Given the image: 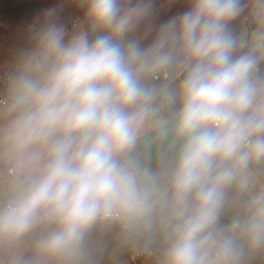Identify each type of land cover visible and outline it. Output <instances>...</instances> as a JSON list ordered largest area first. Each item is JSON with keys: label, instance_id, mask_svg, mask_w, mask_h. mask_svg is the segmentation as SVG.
Segmentation results:
<instances>
[{"label": "clouds", "instance_id": "clouds-1", "mask_svg": "<svg viewBox=\"0 0 264 264\" xmlns=\"http://www.w3.org/2000/svg\"><path fill=\"white\" fill-rule=\"evenodd\" d=\"M190 3L159 26L146 48L133 34L153 15L154 0H78L88 28L68 39L58 10L46 13L36 47L8 76L4 138L18 164L38 174L0 207V246L13 247L40 224L56 228L35 242L33 256L17 254L13 264H80L93 224L151 210L131 159L121 157L155 114L159 92L142 81L167 75L173 65L184 74L176 130L185 143L174 178L184 219L166 264H241L242 246L215 225L237 169L264 159V54L245 51L230 27L247 7L241 0ZM252 6L264 15V0ZM257 38L264 40V32ZM226 161L232 166H222ZM249 207L247 220L234 226L250 247L262 248L264 193Z\"/></svg>", "mask_w": 264, "mask_h": 264}, {"label": "crops", "instance_id": "crops-1", "mask_svg": "<svg viewBox=\"0 0 264 264\" xmlns=\"http://www.w3.org/2000/svg\"><path fill=\"white\" fill-rule=\"evenodd\" d=\"M257 28L261 33L264 32V18ZM76 30L78 28L67 32L65 39L70 38ZM258 45L263 50L264 40L256 43ZM262 50L257 51L260 53ZM153 79L154 76H149L142 82L152 87ZM9 91L10 88L7 92L8 102ZM164 97L165 94L158 102L162 114H154L144 122L138 139L130 150L133 153L132 171L149 195L151 210L143 215L123 218L131 220L128 229L123 227L124 221L110 219L97 221L92 225L85 235L82 249L91 257H96V262L101 264H130V261L136 264L133 255L142 248L152 250L153 255L138 261V264H166V254L174 241L176 229L183 222L184 217L178 215L182 205L177 203L176 189L173 188L178 160L185 143V138L178 135L176 130L181 109L170 119L163 114L169 107L180 103V98L175 102ZM6 105L0 104V207L19 196L31 178L38 174L35 169L29 171L22 168L9 151L4 138L5 125L9 119L3 114ZM216 163L220 164L219 161ZM232 163L226 161L222 166H232ZM12 166L15 167V172L10 174L8 171ZM262 193L264 159L251 161L246 169H237V179L223 189V202L218 211L215 231L235 237L236 243L242 246L241 263L249 260L253 264H264V247H250L242 229L234 226V221L240 220L243 224L247 220L251 214L249 206L252 199ZM186 203L192 205L194 202L188 197ZM55 228V224H43L36 234H29L13 247L0 246V264H13V258L17 254H22L25 259L41 235ZM112 255H115V259H109Z\"/></svg>", "mask_w": 264, "mask_h": 264}, {"label": "trees", "instance_id": "trees-1", "mask_svg": "<svg viewBox=\"0 0 264 264\" xmlns=\"http://www.w3.org/2000/svg\"><path fill=\"white\" fill-rule=\"evenodd\" d=\"M241 2L247 7L230 24L235 36L239 34L244 19L250 28H254L258 18L263 16L257 14L253 8L254 0H241ZM190 6V0H163V5L160 1L154 0L153 15L140 25L133 38H138L141 48L148 47L160 25L183 14ZM52 8L58 10L57 20L66 26V32L71 28L74 19L85 17V11L79 6L78 0H0V75L5 81H8L10 73L16 72L22 65L24 55L36 47V30ZM149 28L151 33L145 36ZM260 53L264 54V49ZM259 68L260 72L264 73V60L261 61ZM180 78L183 80L184 74ZM182 106L183 104L178 103L166 109L163 114L170 119ZM132 158L131 151L126 157H121L122 160H132ZM188 197L194 202V194ZM34 251L35 245L27 257L33 256Z\"/></svg>", "mask_w": 264, "mask_h": 264}, {"label": "built area", "instance_id": "built-area-1", "mask_svg": "<svg viewBox=\"0 0 264 264\" xmlns=\"http://www.w3.org/2000/svg\"><path fill=\"white\" fill-rule=\"evenodd\" d=\"M158 1H160V3L163 5V0H158ZM79 27H85L86 29L88 28V25L85 22V17H79V18L74 19V21L72 22L71 28L67 32H69L71 30H74V29H77ZM175 71L176 72H175V74L173 76L170 74V71L167 73V75H165V73H162L161 75H155L154 76V79H153L154 86H152V87L157 89L158 92H159V94L157 95L156 99L153 101V107L155 109V114L156 115H161L162 114V110H161V108L158 105L159 100L169 90L171 84L174 83L183 74L177 69ZM8 89H9V80L5 81L4 78L0 75V104H7V102H8V97H7ZM8 172L10 174H13L15 172V167L14 166L10 167ZM173 188H175L174 185H173ZM110 220L124 221L123 227L125 229H128L129 228V224L131 223V220H129V219L124 220L123 218L110 219ZM41 225H43V224L38 225L37 228L34 229L33 232L30 233V234H36L37 231H38L39 226H41ZM151 255H153V251L152 250H150L148 248H142V249H138L134 253L133 259H134V261L138 262V261L146 258L147 256H151ZM26 258H28V257H26ZM2 264H5V263H2ZM241 264H253V263L251 261H249V260H244V261H242Z\"/></svg>", "mask_w": 264, "mask_h": 264}, {"label": "rangeland", "instance_id": "rangeland-1", "mask_svg": "<svg viewBox=\"0 0 264 264\" xmlns=\"http://www.w3.org/2000/svg\"><path fill=\"white\" fill-rule=\"evenodd\" d=\"M264 18V15L258 18L257 20V27L260 23V21ZM257 27L250 28L248 25V22L244 19L242 21V25L239 31V34L236 36V38L244 43V49H250V48H257V50H262V46L258 45L256 46V43L260 42V40L257 38L258 34L261 33V31L258 30ZM175 70H170V74L173 76L175 74ZM162 72L157 73L161 75ZM181 78H178L174 83L171 84L169 90L165 93V98H171L175 102L177 98H180V103L183 104L181 91H180V85H181ZM163 99V100H164ZM83 254V260L80 262V264H101L100 262H96V257H91L89 253L85 252L82 249ZM115 256V255H114ZM114 256H110L109 259H115ZM98 259V257H97ZM100 260V259H99ZM135 262V261H134ZM138 264L137 262H135ZM42 264H58L56 260L53 259H46L42 261ZM130 264H133V262L130 261Z\"/></svg>", "mask_w": 264, "mask_h": 264}, {"label": "water", "instance_id": "water-1", "mask_svg": "<svg viewBox=\"0 0 264 264\" xmlns=\"http://www.w3.org/2000/svg\"><path fill=\"white\" fill-rule=\"evenodd\" d=\"M172 70H176L174 65H173V68H172Z\"/></svg>", "mask_w": 264, "mask_h": 264}]
</instances>
